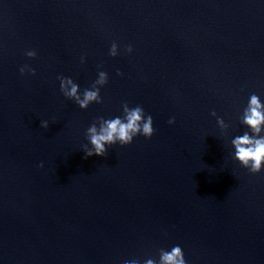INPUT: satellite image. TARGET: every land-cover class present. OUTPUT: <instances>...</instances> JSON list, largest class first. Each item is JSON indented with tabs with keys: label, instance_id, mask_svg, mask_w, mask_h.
Returning <instances> with one entry per match:
<instances>
[{
	"label": "water",
	"instance_id": "1",
	"mask_svg": "<svg viewBox=\"0 0 264 264\" xmlns=\"http://www.w3.org/2000/svg\"><path fill=\"white\" fill-rule=\"evenodd\" d=\"M99 71L101 103L60 91L58 76L82 94ZM252 94L264 104V0H15L0 26V264H143L174 246L186 264H264V167L231 145ZM125 102L152 137L86 157L87 129Z\"/></svg>",
	"mask_w": 264,
	"mask_h": 264
},
{
	"label": "clouds",
	"instance_id": "2",
	"mask_svg": "<svg viewBox=\"0 0 264 264\" xmlns=\"http://www.w3.org/2000/svg\"><path fill=\"white\" fill-rule=\"evenodd\" d=\"M125 50L127 53H131L133 48L131 45H128ZM26 55L29 58H35L36 52L34 50L28 51ZM109 55L112 57L118 55L115 42L111 45ZM83 62L82 57L81 63ZM26 69L27 72L35 75V69L27 65L19 69L21 75L25 74ZM117 75H123V73L117 71ZM57 79L60 81V91L62 94L67 99L73 100L81 109H87L93 102H102L100 87L107 84L108 74L104 71H99L98 79L95 80L90 89H84L82 94L80 93L78 84L71 78L58 76ZM122 110V117L111 119L98 117L87 129L86 139L89 141L91 147L88 144L82 146V151L86 157L94 155L100 157L106 156L110 146L116 144L121 146L129 145L133 142L134 137L138 135H142L146 139L152 137L155 131L153 128V118L151 115H146L143 107L139 105L129 107L128 103L125 102L122 104ZM211 115L216 116V112L213 111ZM174 122V117L168 121L169 124H173ZM217 123L221 127H227L222 118L217 117ZM240 123L246 126L248 131L231 140V145L234 149L232 158L238 161L243 168L248 169L250 173H259L262 167H264V135L261 134L264 132V104L261 103L258 95L252 94L249 97ZM48 126V121L41 122L42 128L47 129ZM39 167L42 168L43 163ZM124 264H141V261L134 258L125 260ZM143 264H186V260L181 247L174 246L170 251L160 249L158 261L148 258L143 261Z\"/></svg>",
	"mask_w": 264,
	"mask_h": 264
}]
</instances>
